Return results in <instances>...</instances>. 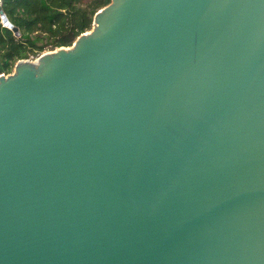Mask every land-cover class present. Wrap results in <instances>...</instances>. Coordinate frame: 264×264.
Instances as JSON below:
<instances>
[{
	"label": "water",
	"instance_id": "1",
	"mask_svg": "<svg viewBox=\"0 0 264 264\" xmlns=\"http://www.w3.org/2000/svg\"><path fill=\"white\" fill-rule=\"evenodd\" d=\"M0 264H264V0H110L1 73Z\"/></svg>",
	"mask_w": 264,
	"mask_h": 264
},
{
	"label": "trees",
	"instance_id": "2",
	"mask_svg": "<svg viewBox=\"0 0 264 264\" xmlns=\"http://www.w3.org/2000/svg\"><path fill=\"white\" fill-rule=\"evenodd\" d=\"M110 0H1V7L19 36L0 18V74L10 73L17 60L71 46L92 27L96 11Z\"/></svg>",
	"mask_w": 264,
	"mask_h": 264
}]
</instances>
